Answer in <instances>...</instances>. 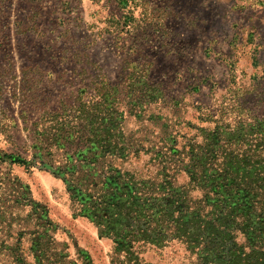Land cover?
I'll use <instances>...</instances> for the list:
<instances>
[{
    "label": "rangeland",
    "instance_id": "1",
    "mask_svg": "<svg viewBox=\"0 0 264 264\" xmlns=\"http://www.w3.org/2000/svg\"><path fill=\"white\" fill-rule=\"evenodd\" d=\"M138 68L149 86L122 97L137 104L138 96L145 110L124 123L141 146L119 164L148 178L160 169L149 141L164 123L190 138L213 126L201 115L216 116L232 91L264 120V0H0V264H15L16 246L25 264H125L61 177L13 159L30 163L32 124L44 111L92 79L127 85ZM140 259L193 261L179 243L149 247Z\"/></svg>",
    "mask_w": 264,
    "mask_h": 264
},
{
    "label": "trees",
    "instance_id": "2",
    "mask_svg": "<svg viewBox=\"0 0 264 264\" xmlns=\"http://www.w3.org/2000/svg\"><path fill=\"white\" fill-rule=\"evenodd\" d=\"M134 71L141 75L127 85L92 79L71 102L44 111L32 124L30 163H13L61 177L81 213L127 255L125 264H142L145 249L171 243L183 245L192 264H264V120L232 91L216 116L201 115L213 126L196 127L190 138L164 123L149 141L160 169L140 178L119 164L141 146L125 134L126 115L146 116L138 96L137 104L122 97L127 87L136 95V85L149 86L145 70ZM13 250V262L25 264L20 247Z\"/></svg>",
    "mask_w": 264,
    "mask_h": 264
}]
</instances>
